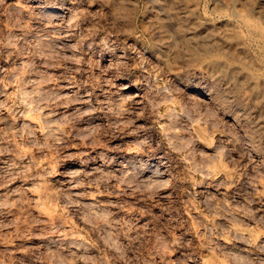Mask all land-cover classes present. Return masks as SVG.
<instances>
[{"label":"rangeland","instance_id":"obj_1","mask_svg":"<svg viewBox=\"0 0 264 264\" xmlns=\"http://www.w3.org/2000/svg\"><path fill=\"white\" fill-rule=\"evenodd\" d=\"M0 264H264V0H0Z\"/></svg>","mask_w":264,"mask_h":264},{"label":"bare ground","instance_id":"obj_2","mask_svg":"<svg viewBox=\"0 0 264 264\" xmlns=\"http://www.w3.org/2000/svg\"><path fill=\"white\" fill-rule=\"evenodd\" d=\"M52 12H50V14H51ZM53 14V13H52ZM55 14V13H54ZM54 17V16H53ZM48 18V17H47Z\"/></svg>","mask_w":264,"mask_h":264}]
</instances>
